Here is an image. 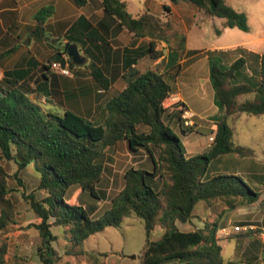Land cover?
<instances>
[{
  "label": "trees",
  "instance_id": "obj_1",
  "mask_svg": "<svg viewBox=\"0 0 264 264\" xmlns=\"http://www.w3.org/2000/svg\"><path fill=\"white\" fill-rule=\"evenodd\" d=\"M71 1L78 6L87 2ZM100 1L117 26L135 36L150 37V53L156 41L165 42L171 68L167 73L157 65L130 72L126 86L106 102L101 124L72 112L45 111L25 93L0 80V231L15 223L17 215L8 186L11 175L2 164L5 159L16 165L14 176L31 165L38 173L37 188L45 193L42 198L25 197L29 209L40 219L28 226L38 233L36 255L41 264H75L58 254L52 244L56 235L51 226L61 229L64 255L77 257L84 252L82 244L90 235L106 227H118L132 214L144 223L140 264H233L222 257L218 220L223 212L256 201L260 192L236 174L208 175V168L210 161L220 155L247 152L234 142L227 118L235 113L264 114V50L253 52L240 45L205 50L215 101L222 113L216 116L209 149L186 156L172 124H177L183 135L192 131L182 118L187 107L184 102L171 99L174 87L166 75L174 79L180 68V54H194L197 50L186 49L185 34L171 31L168 20L150 12L134 17L122 0ZM187 1L210 17L223 18L225 27L249 29L246 14L224 0ZM49 12L50 9H43L36 17L43 19ZM161 54L151 55L157 58ZM93 75L104 86L97 70ZM248 93L253 96L238 100ZM120 141L126 142L132 155L149 156L151 169L129 167L108 208L94 218L95 206L82 205L78 195L87 191L97 199L103 198L97 193V184L107 168L104 148ZM72 185L76 189L66 197ZM215 200L223 204V209L213 220L207 219L202 227L189 231L177 227L176 222H190L197 202L203 201L211 208ZM157 225L163 233L153 240ZM6 241L0 245V264L5 262ZM251 244L264 257V239L254 237Z\"/></svg>",
  "mask_w": 264,
  "mask_h": 264
},
{
  "label": "crops",
  "instance_id": "obj_2",
  "mask_svg": "<svg viewBox=\"0 0 264 264\" xmlns=\"http://www.w3.org/2000/svg\"><path fill=\"white\" fill-rule=\"evenodd\" d=\"M122 1L126 2L128 12L134 17L144 12H150L168 20L171 31H180L185 34L186 49L197 50L194 54H188L186 51L180 54L177 61L180 68L174 79L170 74L166 75L174 87L172 95L176 96L175 100L185 103L186 111L192 115L193 119H195V115H199L198 117L202 119V123L195 119L196 126L185 135L180 133L177 124H172L173 130L177 134H181L180 139L184 145L186 156L195 155V152L188 150V137L192 138L194 132L198 133L205 126L210 129V134L214 133L216 116L222 113L215 101L209 74V60L205 49L188 48L189 24L195 21V16L203 11L187 0ZM43 9H50V12L43 19H38L36 15ZM203 16L208 17L205 13ZM229 29L224 26L223 20L219 31L220 37ZM150 42V37L135 36L126 28L117 26L111 16L104 12L100 0H87L81 6L71 0H0V80L25 93L30 100L40 105L45 111L58 114L72 112L93 124H101L104 120L106 102L126 86V76L130 72L144 71L157 65L167 73L171 68L166 59L168 52L166 43L155 42L152 53L161 51L162 54L153 58L150 53ZM250 42L251 40L232 45H219L213 49L225 50L240 45L249 51L258 52L248 46ZM69 44L76 45L81 57L80 62L72 60L67 54L66 49ZM52 62L68 66L71 75L53 71L51 69ZM95 70L103 77L104 86L94 77ZM187 70L188 80L193 78L202 80L201 77H207L206 81L210 83L213 104L216 107L212 112L207 114L202 109L199 111V105L189 104L187 96L181 91L179 76ZM201 84L205 86L203 81ZM239 114L235 113L231 116ZM208 117H211L210 125L205 119ZM186 126L188 127V125ZM235 132L232 129L234 142L247 148L248 154L253 153L254 147L248 142L237 139L239 134L235 135ZM204 152L206 150L198 154ZM104 153L108 159L105 164L107 163L109 166L107 172L110 173L111 178L121 174L123 179V175L129 167H144L150 170L152 166V160L146 154L132 155L125 141L106 146ZM260 153L263 155L260 159L250 157L246 162L247 154L245 157L236 153L223 154L212 159L208 168V175L236 174L247 181L250 187L260 192L256 201L241 205L232 212L228 211L218 220L217 237L222 250L226 241L231 243L230 240H233V255L228 259L222 257L224 261H234L233 264H264L261 252L254 250L251 246L254 237L264 239L258 235L262 229L264 230V151L262 150ZM122 155L129 156L130 160L135 158V160L126 169L119 170L122 163L118 164V159ZM227 163L239 165V167L226 169L224 166ZM11 164L15 171L16 165L13 162ZM92 206L95 205L88 204L86 207ZM195 208L194 217L190 222L184 224L176 222L180 230L189 231L202 227L206 220L205 216L210 212L206 206H200L202 216L198 220ZM39 220L34 216L29 222L38 223ZM234 226H239L240 230L234 231ZM50 229L56 235V240L52 244L64 261L68 260L75 264H102V259H107L110 256L109 252L99 250V248H96V253L83 249L84 252L77 257L64 255L65 240L60 227L51 226ZM152 233H156V237L152 236V239L157 240L163 233V229L157 225ZM95 234L90 235L87 240L94 237ZM38 243L37 240L35 243H31L26 238V252L32 248L29 251V264H39L38 262H40L36 255ZM56 243L59 244V247L56 246ZM253 260L254 262H250ZM7 262L8 258L5 255L4 264ZM138 263L140 264V260L138 262L122 260L119 264Z\"/></svg>",
  "mask_w": 264,
  "mask_h": 264
},
{
  "label": "rangeland",
  "instance_id": "obj_3",
  "mask_svg": "<svg viewBox=\"0 0 264 264\" xmlns=\"http://www.w3.org/2000/svg\"><path fill=\"white\" fill-rule=\"evenodd\" d=\"M229 6L237 11L244 12L247 16V22L249 29L243 31L238 28H230L221 37L219 31L221 29V23L223 18L210 17L205 18L204 12L195 16V21L189 24L188 28V48H202L205 50H213L219 45H232L251 40L248 44L249 47L254 48L256 51L261 52L264 50V0H224ZM213 19V20H212ZM177 27V26H176ZM204 61H206L204 59ZM250 73V70H247ZM201 79L193 78L188 80V70L179 76V84L181 91L187 96L189 104L198 106L200 109L206 111L207 114L212 112L215 105L213 104V93L210 88V83L207 77H201ZM205 84L203 86L201 82ZM207 82V83H206ZM251 93L243 94L238 97L239 101L245 98H251ZM174 99L175 95L172 96ZM216 108V107H215ZM198 114V113H197ZM195 115L194 118L197 122L202 123V119ZM192 119V124H188V127L193 129L195 119ZM206 122L210 125L211 117L205 118ZM228 124L232 127L237 136V139L248 142L254 147V152L248 154L246 152V160L250 157L254 159H260L263 156L260 152L264 151V114L251 115L246 113H240L238 116H229L227 118ZM175 124V123H173ZM210 129L208 126L202 127L201 131L194 132L192 138L188 137V150L198 154L202 151H207L210 145H206L211 141L208 140ZM179 137L180 133L177 134ZM211 135V134H210ZM194 148V149H192ZM204 148V149H203ZM203 149V150H202ZM202 150V151H201ZM237 154V153H236ZM244 155V157H245ZM135 158L130 160L129 156H121L118 159V164L122 163L119 170H124L134 162ZM108 162V159H105ZM2 164L10 173L8 179V186L10 189V196L14 200L17 206L16 222L8 225L7 228L0 231V245L7 239L6 257L8 258L7 264H29L30 253L32 248L26 252V238L31 243L39 242V236L37 231L28 225L34 222H29L34 218V213L29 209L25 197L34 195L36 198H41L45 193L37 188L38 173L30 165L27 169H23L16 172L17 176H14V170L11 167V162L3 159ZM239 167L235 164H225L226 169ZM241 166V165H240ZM106 167H109L106 163ZM108 168L104 170L101 181L97 184V193L102 196V199H97L87 191L81 192L78 196L79 202L84 206L88 204H94L96 210L93 211L92 216L94 218L100 217L103 212L108 208L110 199L114 197L119 189L122 187L123 179L121 174H117L115 178H111L110 173L107 172ZM20 179V182L18 181ZM155 186V185H154ZM75 185L69 187L66 193V197L71 192L75 191ZM195 215L200 220L202 212L199 209L200 206H206L209 215L205 218L213 220L217 217L218 213L223 209V204L219 200L212 202L211 208L203 201H199L196 204ZM236 209V208H235ZM234 210V209H233ZM232 212V210H228ZM228 211L222 213L220 218ZM219 218V219H220ZM184 224V223H180ZM30 236V237H29ZM153 237H156V233H152ZM9 239V244H8ZM226 241L222 250V256L226 259L233 255V240ZM61 242V238H60ZM63 242V241H62ZM145 243V230L142 219L135 215H130L122 220V223L118 227H106L104 231L97 232L94 237L89 240H84L82 248L86 251L96 253V248L99 250L107 251L110 256L107 259H102V264H119L121 261L138 262L141 258V252ZM84 245V246H83ZM59 247V244L56 243ZM34 250V248H33ZM134 255V257H132ZM100 260V259H99ZM100 262V261H99ZM106 262V263H105ZM41 264L40 262H38ZM139 264V263H138Z\"/></svg>",
  "mask_w": 264,
  "mask_h": 264
},
{
  "label": "built area",
  "instance_id": "obj_4",
  "mask_svg": "<svg viewBox=\"0 0 264 264\" xmlns=\"http://www.w3.org/2000/svg\"><path fill=\"white\" fill-rule=\"evenodd\" d=\"M51 69L53 71H55V72H59V73L64 74V75H71V71H70L69 67L68 66H63V65H61L58 62H52L51 63ZM172 96H171V98L173 100H175ZM182 118L184 120V124L185 125L192 124V119H191L192 115L190 113H188V111H186V110L184 111V113L182 114ZM213 139H214V133H211V135H209V137H208V140L211 141V143H212ZM250 228H253V227H250ZM238 230H240V227L239 226H234V231H238ZM258 235L264 237V230L262 229L258 233Z\"/></svg>",
  "mask_w": 264,
  "mask_h": 264
},
{
  "label": "water",
  "instance_id": "obj_5",
  "mask_svg": "<svg viewBox=\"0 0 264 264\" xmlns=\"http://www.w3.org/2000/svg\"><path fill=\"white\" fill-rule=\"evenodd\" d=\"M67 54L70 56V58L76 62H80L81 57L79 55L78 49L76 47V45L74 44H69L67 46ZM132 257H134V255H132Z\"/></svg>",
  "mask_w": 264,
  "mask_h": 264
}]
</instances>
